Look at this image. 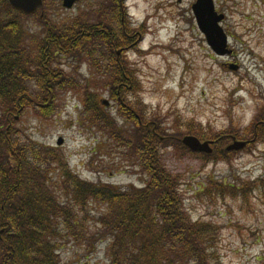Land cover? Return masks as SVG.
<instances>
[{"label": "trees", "instance_id": "16d2710c", "mask_svg": "<svg viewBox=\"0 0 264 264\" xmlns=\"http://www.w3.org/2000/svg\"><path fill=\"white\" fill-rule=\"evenodd\" d=\"M45 5L35 12L42 35L34 38L23 29L30 15L0 0V264H61L58 251L69 239L83 241L87 252L95 241L107 240L108 264H219L210 262L217 228L191 220L180 200V178L166 170L159 152L174 147L204 156V161L228 162L235 151H226L221 142L235 138L245 141L247 149L263 142L264 115L244 134L209 138V155L190 151L181 143L183 135L167 134L158 122L146 120L141 101L132 100L139 86L123 53L140 38H126L80 17L55 27L40 17ZM65 56L84 62L96 78L105 79L110 99L133 130L115 128L114 120L102 111L97 89L88 88L76 68L67 72L58 65ZM74 90L84 93L81 101L92 111V127L138 162L145 175L141 188L80 180L57 150L30 141L16 128L27 107L48 117L60 95ZM129 93L132 101L125 99ZM236 183H220L215 189L245 199L253 187L264 192V180L250 186ZM91 203L104 211L88 235L83 222Z\"/></svg>", "mask_w": 264, "mask_h": 264}, {"label": "rangeland", "instance_id": "374dc122", "mask_svg": "<svg viewBox=\"0 0 264 264\" xmlns=\"http://www.w3.org/2000/svg\"><path fill=\"white\" fill-rule=\"evenodd\" d=\"M194 2L126 1L129 26L142 27V40L136 39V45L123 53L127 65L135 70L139 86L136 98L129 93L125 99H139L145 119L158 122L167 134H192L206 140L222 133L244 134L264 115V0H212L215 12L224 15L221 27L232 51L223 56L212 53L194 23ZM46 3L47 18L55 27L85 13L80 7L65 10L60 0ZM36 20L35 15L23 23L24 31L34 38L42 35ZM58 62L64 71L76 68L83 83L97 89L102 111L114 120L115 128L122 127L126 133L133 130L110 99L105 79L96 78L87 64L69 56L60 57ZM82 95L79 90L61 94L48 117L27 107L16 128L30 141L57 150L80 180L141 188L145 175L138 162L92 127V111L84 108ZM59 139L61 145L56 144ZM231 143L222 141L221 145ZM159 155L166 170L180 178V200L191 220L217 228L210 262L264 264V192L253 187L245 199L222 195L220 188L215 189L220 183L250 186L263 181L264 141L235 151L228 162L204 161V156L185 154L174 147L161 148ZM88 211L83 224L89 235L95 231L94 220L104 208L91 203ZM107 244V240L95 241L93 250L87 252L83 241L69 239L58 251L61 264H108Z\"/></svg>", "mask_w": 264, "mask_h": 264}, {"label": "water", "instance_id": "95a60500", "mask_svg": "<svg viewBox=\"0 0 264 264\" xmlns=\"http://www.w3.org/2000/svg\"><path fill=\"white\" fill-rule=\"evenodd\" d=\"M13 10L20 11L25 15L33 14L39 6L42 5V0H7ZM75 0H64V6L71 7ZM191 13L194 16L196 26L203 35L206 44L218 56L231 54L232 52L227 45V35L221 27V22L224 15L215 12L212 0H195L191 6ZM119 54V51L117 52ZM234 70L236 66H233ZM181 143L194 153L211 154L212 148L209 140L200 141L197 137L192 135L183 136ZM61 145L62 141L59 139L56 143ZM247 143L245 141L233 140L231 144L226 147V151H240Z\"/></svg>", "mask_w": 264, "mask_h": 264}, {"label": "flooded vegetation", "instance_id": "af4514ba", "mask_svg": "<svg viewBox=\"0 0 264 264\" xmlns=\"http://www.w3.org/2000/svg\"><path fill=\"white\" fill-rule=\"evenodd\" d=\"M45 1L46 0H42V5L39 6L37 9L43 7V5H45ZM56 1L58 2V0H53V4H55ZM126 1L127 0H75L71 7L65 8L64 0H60V5L62 8L68 11H71L76 7H80L82 11L85 12L80 15V18L82 22L86 24L96 25L97 27H108L112 25L118 26V34L120 33L122 36L125 35L126 38H135L136 36L138 38H141L142 27L132 29L129 26ZM47 7L48 5L46 3L45 9H43L41 11L42 13L40 14V17H43L44 19H46L47 17ZM37 9H35V12H38ZM35 12L31 14L30 17L35 16ZM87 17H92V19H87ZM48 21L53 22L51 20ZM132 32H135V34L131 35L130 33Z\"/></svg>", "mask_w": 264, "mask_h": 264}]
</instances>
